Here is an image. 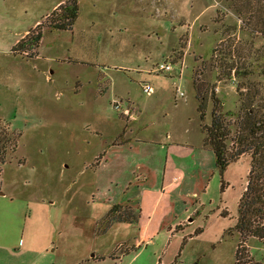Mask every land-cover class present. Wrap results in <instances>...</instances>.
Listing matches in <instances>:
<instances>
[{
  "label": "rangeland",
  "instance_id": "rangeland-1",
  "mask_svg": "<svg viewBox=\"0 0 264 264\" xmlns=\"http://www.w3.org/2000/svg\"><path fill=\"white\" fill-rule=\"evenodd\" d=\"M60 1L0 0L1 264H71L62 252L81 255L111 242L113 255L122 254L129 228L96 197L95 172L106 151L135 139L202 138L203 145L201 126L210 125L215 102L227 121L243 116L238 86H255V105H264V0H79L73 32L44 29L35 51L14 52ZM164 62L172 71H157ZM143 83L153 87L151 96ZM240 162L227 173L225 197L216 173L205 206L191 202L189 218L197 222L184 230L200 225L201 236L193 232L183 242L176 235L120 264H153L157 257L167 264L177 255L176 264H234L239 235L225 231L235 225L246 183L249 158ZM221 203L230 216L213 214ZM246 246L251 264H264V242L250 238Z\"/></svg>",
  "mask_w": 264,
  "mask_h": 264
},
{
  "label": "crops",
  "instance_id": "crops-1",
  "mask_svg": "<svg viewBox=\"0 0 264 264\" xmlns=\"http://www.w3.org/2000/svg\"><path fill=\"white\" fill-rule=\"evenodd\" d=\"M62 2L56 3L52 10ZM0 81L2 84V77ZM237 164L243 163L239 161L231 164L224 174V180L228 186L221 193L222 198L227 195L231 183L227 182V173ZM216 173L214 156L209 149L202 146V138L195 144L135 139L120 146L110 147L96 168V197L98 201L106 205V211L116 203H126L140 209L137 223L123 224L129 228L124 238L126 249L120 255H113L115 242H111L106 249L93 246L81 255L68 254L67 251L62 252V255L64 258L70 257L71 264H83L88 261L101 264L106 259L120 264L125 256L134 255V261L141 257L142 248L158 246L159 242H167L176 235H179L180 239L191 237L195 230L202 228L199 225L195 230H184L197 222L192 215L189 218L191 202L198 204L199 208L205 206L201 203V199L206 193L209 177ZM244 188L245 185L238 194L237 200ZM0 196L3 197L5 194L0 192ZM43 202L44 200L41 199L40 203ZM215 210L213 214L218 217H223L221 211L227 212L228 216L231 214L226 203H221ZM192 214L199 216V209L196 207ZM56 230L59 236L63 232ZM204 232L205 229L202 228L197 236H201ZM61 248L65 250L64 243L61 244ZM27 249L37 250L31 245H27ZM162 255L164 256V252ZM177 258L178 255L167 264H176ZM153 264L166 263L162 258L157 257V263Z\"/></svg>",
  "mask_w": 264,
  "mask_h": 264
},
{
  "label": "trees",
  "instance_id": "trees-1",
  "mask_svg": "<svg viewBox=\"0 0 264 264\" xmlns=\"http://www.w3.org/2000/svg\"><path fill=\"white\" fill-rule=\"evenodd\" d=\"M78 17L79 0H65L43 22L38 24L32 33L28 32L18 41L12 50L19 51V53L35 51L40 45L44 29L73 32ZM235 72L238 73L237 70ZM237 90L241 93L243 116L227 121L221 112V106L215 102L210 125L201 126L205 134L202 146L209 149L214 156L216 170L220 177V193H223L228 186L224 180L228 167L239 162L244 156L249 158L245 188L237 203L235 225L226 230L225 234L229 237L233 231L239 235L234 264H251L252 260L246 248L247 241L254 238L264 242V105H255L259 97V91L255 86L242 85L238 86ZM198 113L202 122L206 115L204 103L198 106ZM228 140L232 142L230 146ZM5 145V141L0 144V173L1 166L6 163ZM108 213L117 222L124 224H135L140 217V209L138 207L133 209L127 204L125 206L114 204ZM221 215L228 216L225 213ZM200 232L199 228L194 234L198 235ZM186 238L183 237V242Z\"/></svg>",
  "mask_w": 264,
  "mask_h": 264
},
{
  "label": "built area",
  "instance_id": "built-area-1",
  "mask_svg": "<svg viewBox=\"0 0 264 264\" xmlns=\"http://www.w3.org/2000/svg\"><path fill=\"white\" fill-rule=\"evenodd\" d=\"M172 64L171 63H167V62H164V63H161L158 67H157V71L158 72H164V73H168L170 71H172ZM141 91L143 92V94L147 95V96H151L153 93H154V89L153 87L150 85V84H147V83H143L141 84ZM183 94H179V97H182ZM113 108L116 110V111H119L120 110V105L118 102H115L113 104ZM123 114L125 116H128L130 113L128 110H125L123 111Z\"/></svg>",
  "mask_w": 264,
  "mask_h": 264
}]
</instances>
